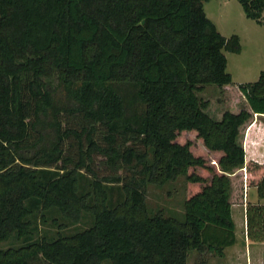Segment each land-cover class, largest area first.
I'll use <instances>...</instances> for the list:
<instances>
[{
    "label": "trees",
    "instance_id": "1",
    "mask_svg": "<svg viewBox=\"0 0 264 264\" xmlns=\"http://www.w3.org/2000/svg\"><path fill=\"white\" fill-rule=\"evenodd\" d=\"M205 1L0 0V264H186L235 243L231 176L244 169L264 200V163L245 159L240 132L264 116V69L238 85L247 107L207 112L198 93L232 82L223 51L240 43ZM238 2L264 27V0ZM96 155L116 173L99 178ZM178 176L184 219L148 213L147 185ZM107 183L124 194L113 206ZM35 211L68 223L31 239ZM85 213L88 227L61 233ZM245 222L264 264V203L249 202ZM12 237L23 243L2 245Z\"/></svg>",
    "mask_w": 264,
    "mask_h": 264
},
{
    "label": "rangeland",
    "instance_id": "2",
    "mask_svg": "<svg viewBox=\"0 0 264 264\" xmlns=\"http://www.w3.org/2000/svg\"><path fill=\"white\" fill-rule=\"evenodd\" d=\"M206 17L215 25L217 31L229 38L237 35L240 43L239 52L224 50L227 59L226 71L230 73L232 82L223 87L205 86L198 93L203 99L208 101L207 112L214 117H220L225 110L234 112L247 107L245 100L238 90V85L246 82H253L258 79L259 73L264 69V27L254 20L247 18L238 0H208L203 3ZM56 85L57 79H52ZM255 123L253 126L252 124ZM252 126V127H251ZM251 129L248 131V129ZM262 128V130H261ZM243 136V145L246 149V160L257 163H264V116L254 115L240 129ZM245 142V144H244ZM257 156V160L249 157ZM93 169L100 178L104 175H114L116 170L108 167L104 163L102 156L96 155L92 163ZM121 171L119 170L118 173ZM244 169H239L232 178V217L235 223V243L231 247L224 249V255L219 257L212 253H200L196 250L190 251L186 264H252L253 251H259L262 244L251 242L246 236L245 208L246 205L254 203L257 198L255 188L247 190L245 186ZM91 175L83 172L80 178V192L90 189ZM108 193L107 203L113 206L124 198L120 183H107ZM185 199V179L178 176L174 180H169L163 184L149 183L146 187L145 203L148 213L161 212L165 216H172L178 220L184 219L183 202ZM41 212L35 211L31 219L35 230L31 239L44 235L48 238L56 236L58 227L53 223L52 218H57L59 222L68 223L56 212H46V219L41 218ZM92 222V217L85 213L82 219L76 224H68L61 230V233L72 234L78 230L88 227ZM22 240L12 237L3 246H19ZM258 253V252H257ZM257 261V260H256ZM254 261L256 264L259 262ZM103 264H110L103 262Z\"/></svg>",
    "mask_w": 264,
    "mask_h": 264
},
{
    "label": "crops",
    "instance_id": "3",
    "mask_svg": "<svg viewBox=\"0 0 264 264\" xmlns=\"http://www.w3.org/2000/svg\"><path fill=\"white\" fill-rule=\"evenodd\" d=\"M254 124H255V123H254ZM254 124H253V125H254ZM253 125H252V126H253ZM252 126H251V127H252ZM250 129H251V128H250ZM250 129H249V130H250ZM249 130H248V131H249ZM261 130H262V128H261ZM243 147H244V152H246V149H245V146H244V145H243ZM245 157H246V159L248 158V156L246 155V153H245ZM249 158H252V159H254V160H257V156H254V157H251V156H250ZM251 188H255V187H247V190H250ZM256 202H262V203H264V200L256 199V200H254V203H256ZM232 208H233V206H231V212H232ZM232 218H233V217H232ZM231 246H232V245H231ZM231 246H228V247H231ZM226 248H227V247H226ZM224 252H225V251H224Z\"/></svg>",
    "mask_w": 264,
    "mask_h": 264
}]
</instances>
